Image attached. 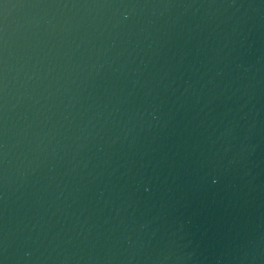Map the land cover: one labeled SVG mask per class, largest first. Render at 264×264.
I'll return each mask as SVG.
<instances>
[{
  "label": "water",
  "instance_id": "1",
  "mask_svg": "<svg viewBox=\"0 0 264 264\" xmlns=\"http://www.w3.org/2000/svg\"><path fill=\"white\" fill-rule=\"evenodd\" d=\"M0 264H264V0H0Z\"/></svg>",
  "mask_w": 264,
  "mask_h": 264
}]
</instances>
